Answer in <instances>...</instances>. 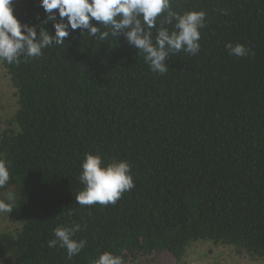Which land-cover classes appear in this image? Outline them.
Segmentation results:
<instances>
[{
	"label": "trees",
	"instance_id": "obj_1",
	"mask_svg": "<svg viewBox=\"0 0 264 264\" xmlns=\"http://www.w3.org/2000/svg\"><path fill=\"white\" fill-rule=\"evenodd\" d=\"M172 3L205 11L206 27L200 52L172 55L164 75L123 36L79 29L42 56L0 61L17 98L0 130L10 165L0 199L15 194L17 223L0 231V264H94L104 251L123 264H157L163 252L178 264L199 240L264 258V0ZM12 7L21 23L45 18L39 0ZM229 42L249 54L230 55ZM85 153L127 160L134 188L115 204L76 203ZM74 223L88 243L69 258L49 241Z\"/></svg>",
	"mask_w": 264,
	"mask_h": 264
},
{
	"label": "clouds",
	"instance_id": "obj_2",
	"mask_svg": "<svg viewBox=\"0 0 264 264\" xmlns=\"http://www.w3.org/2000/svg\"><path fill=\"white\" fill-rule=\"evenodd\" d=\"M13 0H0V61L19 64L22 59L36 58L45 49L61 46L71 32L107 41L123 36L129 46L143 56L153 73L168 72L167 61L183 51L188 55L200 52L201 29L206 27L207 13L203 10L178 12L172 0H39L45 18L37 24L21 23L14 15ZM98 22V23H96ZM51 23L54 34L45 25ZM166 25L171 26V30ZM155 30V33L153 32ZM230 55L245 57L249 49L243 44L227 43ZM9 163L0 158V189L10 181ZM79 181L84 186L75 196L81 206L115 204L123 193L134 188L131 166L127 160L113 158L110 162L99 154L85 153ZM0 199V213H11L15 194L7 192ZM82 230L80 223L57 226L49 247L66 249L67 256H79L88 243L76 239ZM94 264H123L122 257L111 251L99 254Z\"/></svg>",
	"mask_w": 264,
	"mask_h": 264
},
{
	"label": "rangeland",
	"instance_id": "obj_3",
	"mask_svg": "<svg viewBox=\"0 0 264 264\" xmlns=\"http://www.w3.org/2000/svg\"><path fill=\"white\" fill-rule=\"evenodd\" d=\"M17 108L15 90L8 74L0 62V130L9 125V120ZM17 223L9 218L8 213H0V231L13 229ZM157 258V264H171L170 255ZM155 263V262H154ZM178 264H264V258L252 257L245 252L225 244L211 241L192 242Z\"/></svg>",
	"mask_w": 264,
	"mask_h": 264
}]
</instances>
